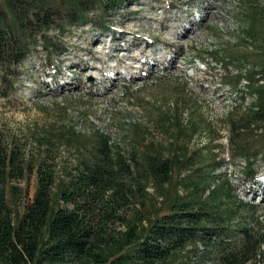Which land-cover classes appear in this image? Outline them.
Instances as JSON below:
<instances>
[{"label": "trees", "instance_id": "1", "mask_svg": "<svg viewBox=\"0 0 264 264\" xmlns=\"http://www.w3.org/2000/svg\"><path fill=\"white\" fill-rule=\"evenodd\" d=\"M129 1L0 0V96L15 92L37 46L50 55L65 52L52 30L62 36L66 26L90 24L112 31L110 16ZM246 15L241 44L254 42L257 61L250 60L255 53L228 45L205 55L223 68L227 85L246 81L253 96L227 115L231 156L248 162L264 157L263 150L250 156L248 147V137L264 127V8ZM163 120L162 127L178 132L160 145L147 134L121 147L101 130H70L67 141L77 144H70L74 158L61 176L49 161L53 148L30 159L0 131V264H264V225L251 207L244 211L250 217L241 213L234 188L220 175L224 162L212 155V131L207 147L192 148L208 132L202 119L165 113ZM32 175L31 195L20 184Z\"/></svg>", "mask_w": 264, "mask_h": 264}, {"label": "rangeland", "instance_id": "2", "mask_svg": "<svg viewBox=\"0 0 264 264\" xmlns=\"http://www.w3.org/2000/svg\"><path fill=\"white\" fill-rule=\"evenodd\" d=\"M256 8H264V0H132L110 16L112 31L90 24L66 26L62 36L52 30L65 52L51 56L37 46L21 67L15 92L0 96V131L17 139L30 159L39 160L53 148L49 161L61 176L74 158L70 144H77L67 141L70 130L98 129L121 147L147 134L160 145L178 132L176 126L162 127L165 113L174 120L202 119L208 132L198 134L192 148L207 147L212 131V155L221 156L220 175L234 188L241 213L251 207L264 225V157L246 162L231 156L228 144V113L253 96L246 81L237 88L227 85L223 68L205 55L228 45L255 53L250 60L257 61L254 42L241 44L246 12ZM258 133L248 137L250 156L264 151V127ZM248 166L256 171L253 180ZM20 185L32 195L35 175Z\"/></svg>", "mask_w": 264, "mask_h": 264}, {"label": "bare ground", "instance_id": "3", "mask_svg": "<svg viewBox=\"0 0 264 264\" xmlns=\"http://www.w3.org/2000/svg\"><path fill=\"white\" fill-rule=\"evenodd\" d=\"M133 41H134V40H133ZM134 55H135V54H134ZM134 55H132V56H134ZM134 58H135V57H134ZM98 67H99V66H98ZM133 67H134V66H133ZM83 68H84V67H83ZM89 68H90V67H89ZM95 68H96V66H95ZM84 70H85V69H84ZM119 75H120V74H119ZM253 190H254V189H253ZM253 190H252V191H253ZM255 193H256V192H255Z\"/></svg>", "mask_w": 264, "mask_h": 264}]
</instances>
